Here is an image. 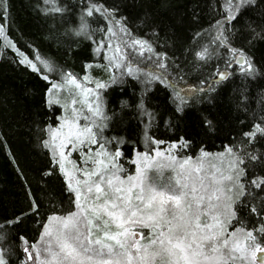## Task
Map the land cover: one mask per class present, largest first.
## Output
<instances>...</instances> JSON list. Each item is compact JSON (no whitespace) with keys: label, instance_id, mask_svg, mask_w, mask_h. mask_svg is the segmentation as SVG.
I'll return each mask as SVG.
<instances>
[{"label":"snow or ice","instance_id":"1","mask_svg":"<svg viewBox=\"0 0 264 264\" xmlns=\"http://www.w3.org/2000/svg\"><path fill=\"white\" fill-rule=\"evenodd\" d=\"M213 7V21L195 34L182 55L185 61L192 56L197 69L220 59L225 67L221 70L217 63L209 80L181 87L188 85L182 62L159 50V32L149 13L140 24L152 29L156 42L137 35L118 5L100 0H37L34 10L40 16L69 24L62 37L77 48L81 39L89 42L93 61L84 62L85 75L79 77L38 49L29 55L18 48L5 31L10 15L7 0L0 2L4 22L0 57L11 49L14 63L50 85L43 96L50 115L39 128L38 147L48 154L51 167L42 178L60 175L69 201L68 209L57 211L53 206L52 214L44 218L40 201L28 188L27 210L0 220V264H11L10 237L21 253L17 264H264V114H253L251 123L241 121V131L230 135L222 152L202 147L195 157L185 154L194 144L187 134L169 141L151 134L158 122L174 132L186 119L205 134L217 133L221 121L212 108L219 91L213 85L230 80L234 72L229 69H238L245 80L264 77V63L258 65L246 51L264 43V25L258 31L245 19L250 10L264 7V0H216ZM54 32L55 23L47 38L59 40ZM204 37L205 42L196 43ZM237 37L244 41L240 47L235 46ZM69 51L71 45L66 47ZM93 67L108 72V79H91L87 71ZM53 74L59 79L52 80ZM129 80L139 85L138 92L126 91ZM156 85L171 90L174 108L167 120L158 121L161 114L150 106ZM117 88L127 97L119 100V111L107 99ZM65 89L67 96L62 99ZM242 100L237 108L247 112V96ZM204 104L209 107H200ZM125 115L137 122L136 141L106 135ZM72 155L77 159L70 160ZM126 156L134 173L122 162ZM206 159L217 160L220 166L212 164L209 170ZM153 168L171 169L174 176L156 182L149 175ZM29 216L41 229L36 242L10 231Z\"/></svg>","mask_w":264,"mask_h":264},{"label":"trees","instance_id":"2","mask_svg":"<svg viewBox=\"0 0 264 264\" xmlns=\"http://www.w3.org/2000/svg\"><path fill=\"white\" fill-rule=\"evenodd\" d=\"M63 2H70V0H63ZM100 2H106L109 6L118 5L122 14L128 16L129 26L137 35H144L156 42L151 35L152 29L144 28L140 24L145 13L151 15L153 27L159 32L157 42L159 50H166L169 57H178L179 62H182L188 85H181V87L199 85L201 80H209L217 63L221 70L224 69L223 59L197 69L192 63V56H188L185 61L182 55L183 51L193 44L195 34L207 28L213 21L216 15L213 5L216 0H100ZM36 3L37 0H7L10 15L5 24L6 35L16 43L18 48L29 55L32 50L38 49L44 57L53 60L64 71H71L83 77L85 72L82 71V65L85 61H93L89 42L81 39L77 48V44L72 40L62 37L61 33L69 24L67 22L61 24L59 18L53 21L52 18L45 19L40 16L34 10ZM71 19L74 23L75 18ZM245 19H250L259 31V27L264 25V7L250 10L245 14ZM0 23L4 22L0 20ZM53 23H55L53 35L60 37L59 40L47 38ZM95 26L93 22V27ZM206 39L207 37H204L196 43L205 42ZM165 41H167L166 47ZM243 43L244 41L237 37L235 46L240 47ZM68 45H71V51L66 52ZM246 51L249 55L255 56L258 65L264 63V43L257 42ZM14 58L15 54L11 49L6 51L5 56L0 57V220L19 215L21 210H27L28 188L41 203V217L46 218L47 215L52 214L53 206L57 211L61 208L66 210L69 207L68 197L63 192V178L58 174L42 178L43 171L51 167L48 154L38 147L41 137L39 128L44 126V121L50 115L43 106V96L50 85L37 73L14 63ZM96 62H100L98 57ZM229 71L234 72L230 80L219 86L213 85L219 91L215 106L212 108L213 113L221 121L217 133L205 134L198 126H194L190 119H186L174 132L166 129L163 122H158L151 134L156 139L165 141L187 134L194 140L192 150L185 153L189 156L199 155L202 147L207 152H222L224 150L222 145L230 142V135L234 136L241 131V121L251 123L253 114L256 116L264 114L262 111L264 109V77L257 78L255 81L245 80L239 75L238 69H229ZM87 75L94 80L104 81L108 79L109 73L93 67L88 69ZM50 78L59 79L55 74ZM133 89L138 92L139 85L129 80L126 91L130 94ZM170 94L171 90L161 85H156L151 93L150 106L161 114L158 121L161 117L162 120H167L174 108ZM244 95L247 96V112L237 108L238 103H243ZM123 98L127 97L121 94L120 89L111 90L107 97L111 102L109 106L119 111L118 102ZM200 107L208 108L209 106L204 104ZM60 110L58 106L57 112ZM106 135H120L130 141H136L137 122L130 115H125L123 120L115 122L112 130L106 132ZM257 147L260 145L257 144ZM141 150H143L142 147ZM127 160L126 156L122 161L125 168H128L130 173H134V166L127 163ZM149 175L154 181L161 183L171 178L169 171L151 170ZM40 230L35 219L29 216L18 229L10 231H16L26 236L30 242H36L39 240ZM8 245L12 247L14 253L11 264H17L16 257L21 253L12 237L9 238Z\"/></svg>","mask_w":264,"mask_h":264},{"label":"rangeland","instance_id":"3","mask_svg":"<svg viewBox=\"0 0 264 264\" xmlns=\"http://www.w3.org/2000/svg\"><path fill=\"white\" fill-rule=\"evenodd\" d=\"M111 53H109V55H110ZM90 77V76H89ZM91 79H93L92 77H90ZM94 80V79H93ZM86 86H88V87H94V83H88ZM65 96H67V89H65V90H63L62 92H61V97H62V99H63V97H65ZM77 106H79V105H77ZM167 148V146L166 147H163L162 149H166ZM73 159H77V157L75 156V155H72V156H70V160H73ZM226 161L224 162V164H225V166H226ZM204 164H205V167L206 168H208L209 170H211V168H210V166L212 165V164H216L217 166H220V162L219 161H217V160H204ZM151 170H153V171H157L155 168H153V169H151ZM150 170V171H151ZM163 171H169V172H171V177H173L174 176V173H173V171L171 170V169H168V168H165V169H162V170H160V171H157V172H163Z\"/></svg>","mask_w":264,"mask_h":264}]
</instances>
